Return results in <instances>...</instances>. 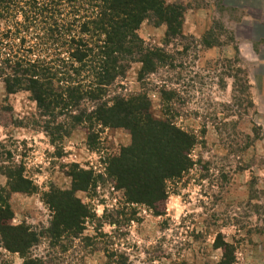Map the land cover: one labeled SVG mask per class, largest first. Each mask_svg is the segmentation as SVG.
<instances>
[{
    "label": "rangeland",
    "instance_id": "374dc122",
    "mask_svg": "<svg viewBox=\"0 0 264 264\" xmlns=\"http://www.w3.org/2000/svg\"><path fill=\"white\" fill-rule=\"evenodd\" d=\"M167 1L185 9V38L167 45L177 66L162 73L167 91H176L169 115L198 143L191 169L167 183L161 213L129 203L107 176L109 158L131 144L127 129L102 128L89 141L78 127L53 144L30 93H8L0 78V187L7 188L4 172L19 166L36 187L11 193L13 225L45 231L53 218L45 193L70 189L76 163L104 175L76 193L92 213L77 236H42L32 247L46 264H264V0ZM166 32L148 20L139 30L155 45ZM140 68L131 65L124 91L142 90ZM148 82L161 116V80ZM24 261L0 235V264Z\"/></svg>",
    "mask_w": 264,
    "mask_h": 264
},
{
    "label": "trees",
    "instance_id": "16d2710c",
    "mask_svg": "<svg viewBox=\"0 0 264 264\" xmlns=\"http://www.w3.org/2000/svg\"><path fill=\"white\" fill-rule=\"evenodd\" d=\"M147 20L167 25L163 45L140 36ZM184 20V7L167 0H0V78L7 92L30 93L38 125L53 144L78 127L87 128L89 141L102 128L127 129L131 144L109 158L107 176L125 190L129 203L146 204L156 213L169 197L167 183L193 166L198 143L169 115L167 101L176 91H167L162 76L167 66H177L167 45L185 38ZM135 62L141 64L142 90L129 93L122 82ZM155 75L161 80V116L154 114L146 83ZM24 170L4 172L8 182L0 187V235L8 251L25 258L23 264H46L31 253L32 247L42 236H77L74 229H81L92 213L76 193L97 187L104 175L76 163L70 189L51 187L45 193L53 218L45 231H35L12 224L11 193L36 188Z\"/></svg>",
    "mask_w": 264,
    "mask_h": 264
}]
</instances>
